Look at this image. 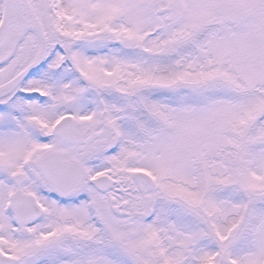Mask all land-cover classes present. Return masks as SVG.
<instances>
[{
  "label": "snow or ice",
  "instance_id": "6c2138e0",
  "mask_svg": "<svg viewBox=\"0 0 264 264\" xmlns=\"http://www.w3.org/2000/svg\"><path fill=\"white\" fill-rule=\"evenodd\" d=\"M0 264H264V0H0Z\"/></svg>",
  "mask_w": 264,
  "mask_h": 264
}]
</instances>
